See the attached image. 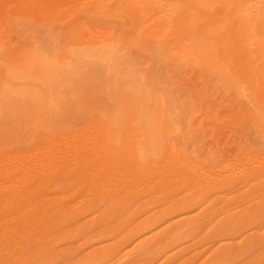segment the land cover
Wrapping results in <instances>:
<instances>
[{
	"label": "bare ground",
	"instance_id": "1",
	"mask_svg": "<svg viewBox=\"0 0 264 264\" xmlns=\"http://www.w3.org/2000/svg\"><path fill=\"white\" fill-rule=\"evenodd\" d=\"M0 264H264V0H0Z\"/></svg>",
	"mask_w": 264,
	"mask_h": 264
},
{
	"label": "rangeland",
	"instance_id": "2",
	"mask_svg": "<svg viewBox=\"0 0 264 264\" xmlns=\"http://www.w3.org/2000/svg\"><path fill=\"white\" fill-rule=\"evenodd\" d=\"M68 136H69V135H67V136L64 135L65 139L68 138ZM85 138L88 139L87 136H85V137H80V138H76V139H75V140H77V142H78V143L75 142V144H77V148L79 147L78 144H79L80 142H84V141L86 140ZM70 140H72V141H70ZM75 140H74L73 138H70L68 141H69L70 143H72V142L75 141ZM78 140H79V141H78ZM87 166H88V165H87ZM87 166H86V167H87ZM95 167H96L95 164H91V168H90V169H95ZM95 180L98 181V176L96 177V179H95V178L93 179V181H95ZM110 182H111V181H110ZM95 183H96V181H95ZM96 186H97V185H96ZM39 188H40V187H38V189H39ZM73 192H75L74 194H76V195L79 194L80 196L84 194V193H82V192H79L78 188H77L76 190H74ZM50 193H51V192H50ZM53 193H54V192H52L51 194H53ZM71 195H72V194H70V196H71ZM68 196H69V195H68ZM3 199H4V198H3Z\"/></svg>",
	"mask_w": 264,
	"mask_h": 264
}]
</instances>
